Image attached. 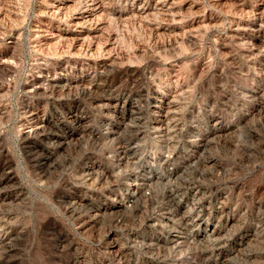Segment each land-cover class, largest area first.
<instances>
[{"label": "rangeland", "instance_id": "374dc122", "mask_svg": "<svg viewBox=\"0 0 264 264\" xmlns=\"http://www.w3.org/2000/svg\"><path fill=\"white\" fill-rule=\"evenodd\" d=\"M263 74L264 0H0V264H264Z\"/></svg>", "mask_w": 264, "mask_h": 264}, {"label": "bare ground", "instance_id": "6f19581e", "mask_svg": "<svg viewBox=\"0 0 264 264\" xmlns=\"http://www.w3.org/2000/svg\"><path fill=\"white\" fill-rule=\"evenodd\" d=\"M103 1V0H102ZM163 3V2H162ZM99 3H97V5H98ZM168 4V3H167ZM59 5V4H58ZM65 5V4H64ZM163 5V4H162ZM51 7V6H50ZM168 7V6H167ZM87 8V7H86ZM159 8V7H158ZM157 8V9H158ZM166 8V7H165ZM60 9H61V7H60ZM154 9H155V7H154ZM56 10V9H55ZM84 10V9H83ZM98 10H100V8L98 9ZM160 10V9H159ZM95 11V10H94ZM158 11V10H157ZM87 12V11H86ZM168 12V11H167ZM162 13H163V11H162ZM47 14V13H46ZM61 14V13H60ZM59 13H58V15H60ZM170 16V15H169ZM84 17H85V15H84ZM259 19V18H258ZM77 20V19H76ZM80 22V21H79ZM77 23V22H76ZM76 23H75V25H76ZM84 23V22H83ZM70 24V23H69ZM252 24V23H251ZM74 25V24H73ZM84 25V24H83ZM238 25V24H237ZM72 26V25H71ZM82 26V25H81ZM235 26V25H234ZM259 26V25H258ZM247 27V26H246ZM72 29V28H71ZM80 29V28H79ZM251 29V28H250ZM249 29V30H250ZM254 29V28H253ZM234 32V31H233ZM73 33V32H72ZM76 33V32H75ZM262 34V33H261ZM64 37V36H63ZM83 38V37H82ZM249 38V37H248ZM73 39V38H72ZM81 39V38H80ZM74 40V39H73ZM82 40V39H81ZM236 40V39H235ZM263 40V39H262ZM256 41V40H255ZM75 42V41H74ZM256 43V42H255ZM259 43V42H258ZM77 44V43H76ZM257 46V45H256ZM257 48V47H256ZM255 49V48H254ZM243 51V50H242ZM244 52V51H243ZM261 59V58H260ZM258 60V59H257ZM263 62V61H262ZM261 63V62H260ZM107 64V63H106ZM115 64V63H114ZM118 64V63H117ZM250 66V65H249ZM252 66V65H251ZM255 67V66H254ZM262 67V66H261ZM264 75V74H263ZM134 76V75H133ZM114 79V78H113ZM99 80V79H98ZM97 80V81H98ZM107 80H109V79H107ZM95 81L93 80V83H94ZM100 83V82H99ZM89 85V84H88ZM87 85V86H88ZM98 85V84H97ZM105 85V84H104ZM100 86V85H99ZM42 87V86H41ZM85 87V86H84ZM34 88V87H33ZM40 88V87H39ZM43 88V87H42ZM68 88V87H67ZM97 88V87H96ZM35 90V89H34ZM95 91V90H94ZM85 92V91H84ZM87 93V92H86ZM60 95H61V93H60ZM163 96V95H162ZM175 96V95H174ZM177 96V95H176ZM171 97V96H170ZM169 97V98H170ZM175 97H173V98H171V99H169V100H167V98H166V100L165 101H163V105L162 106H160V108H159V111H158V113H157V115H156V117L154 118V127H153V129H154V131H155V133L158 135L157 137L159 138V137H162V138H165L164 140H170L171 138H172V135L176 132V131H178L177 129H178V125H179V123L178 122H180V120H179V110H178V108H180V107H178L176 104H177V101L174 99ZM178 98V97H177ZM158 99V98H157ZM184 99V98H183ZM155 101V100H154ZM180 102V101H179ZM264 103V102H263ZM165 104V105H164ZM258 104V103H257ZM180 105V104H179ZM183 106V105H182ZM193 106V105H192ZM260 106V105H259ZM187 111V110H186ZM34 112V111H33ZM41 112V111H40ZM192 112V111H191ZM190 112V113H191ZM37 116V115H36ZM184 117V116H183ZM197 118V117H196ZM42 119V118H41ZM179 120V121H178ZM37 121V120H36ZM134 123V122H133ZM182 123V122H181ZM36 124H38V126L36 127V130H38V129H40L41 130V124H40V122L39 121H37L36 122ZM40 124V125H39ZM30 125V124H29ZM133 125V124H132ZM143 125V124H142ZM141 125V126H142ZM182 125V124H181ZM184 125V124H183ZM45 126V125H44ZM50 126H52V125H50ZM140 126V127H141ZM180 126V125H179ZM32 128V127H31ZM45 127H43V129H44ZM221 128V127H220ZM145 129V128H144ZM147 129V128H146ZM145 129V130H146ZM181 129V128H180ZM191 129V128H190ZM32 130V129H31ZM141 130V129H140ZM139 130V131H140ZM148 130V129H147ZM151 130V129H150ZM221 130V129H220ZM33 131V130H32ZM44 131V130H43ZM43 131H42V133H43ZM133 131V130H132ZM132 131H130V133L132 132ZM149 131V130H148ZM190 131V130H189ZM136 132V131H135ZM138 132V131H137ZM143 132V131H142ZM153 132V131H152ZM41 133V132H40ZM134 133V132H133ZM37 134V133H36ZM148 134V133H147ZM179 134V133H178ZM214 134V133H213ZM133 135V134H132ZM176 135H177V133H176ZM176 135H174V136H176ZM209 135V134H208ZM156 136V135H155ZM173 136V137H174ZM195 136V135H194ZM136 137V136H135ZM141 137H143V136H141ZM178 137V136H177ZM219 137V136H218ZM180 138V137H179ZM198 138V137H197ZM194 139V138H193ZM160 140V139H159ZM172 140V139H171ZM170 140V141H171ZM184 140V139H183ZM209 140V139H208ZM173 141H175V140H172V142ZM181 141V140H180ZM169 142V141H168ZM178 142V141H177ZM176 142V143H177ZM189 142V141H188ZM194 142V141H193ZM205 142V141H204ZM207 142V141H206ZM123 144V143H122ZM205 144V143H204ZM167 145V144H166ZM173 145V144H172ZM189 145V144H188ZM206 145V144H205ZM125 147V146H124ZM169 147V146H168ZM167 147V148H168ZM203 148V147H202ZM200 149V148H199ZM127 150H128V148H127ZM168 150V149H167ZM167 150L165 151V152H167ZM191 150V149H190ZM172 151H173V148H172ZM202 151V150H201ZM206 151V150H205ZM125 152V151H124ZM171 152V151H170ZM36 153V152H35ZM126 155V154H125ZM132 155V154H131ZM127 156V155H126ZM164 156H165V154H164ZM168 156H169V154H168ZM128 157H130V156H128ZM170 157V156H169ZM188 157V156H187ZM199 158V157H198ZM258 158V157H257ZM44 159V158H43ZM173 159V158H172ZM180 159H181V157H180ZM195 159V158H194ZM202 159V158H201ZM39 160V159H38ZM203 160V159H202ZM172 161V160H171ZM175 161V160H174ZM204 161V160H203ZM208 161V160H207ZM128 162H130V161H128ZM127 162V163H128ZM167 162V161H166ZM214 162V161H213ZM199 163H200V161H199ZM36 164V163H35ZM38 164H39V161H38ZM45 165L46 163L45 162H43V161H41L40 162V165ZM51 164V163H50ZM50 164H49V166H50ZM51 165H53V164H51ZM202 166V165H201ZM45 167V166H44ZM55 167V166H54ZM182 167V166H181ZM188 167V166H187ZM197 167V166H196ZM49 168V167H48ZM53 169V168H52ZM187 170V169H186ZM50 173H51V171H50ZM49 173V174H50ZM44 174H46V173H44ZM43 175V174H42ZM46 176V175H45ZM153 176V175H152ZM149 177V176H148ZM142 179V178H141ZM149 179H150V177H149ZM168 180V179H167ZM190 180V179H189ZM188 180V181H189ZM169 181H171V180H169ZM151 182V181H150ZM148 183V182H147ZM179 183V182H178ZM142 184V183H141ZM171 184V183H170ZM178 185V184H177ZM143 186V185H142ZM190 186V185H189ZM189 186H188V188H189ZM170 187H172V186H170ZM175 187V186H174ZM173 187V188H174ZM138 188V187H137ZM172 188V189H173ZM140 191V190H139ZM176 191V190H175ZM134 192V191H133ZM136 192V191H135ZM134 192V193H135ZM172 192V191H171ZM192 193V192H191ZM132 194V193H131ZM194 194V193H193ZM195 201V200H194ZM196 205V204H195ZM202 205V204H201ZM144 206V205H143ZM161 206V205H160ZM194 206V205H193ZM162 207V206H161ZM154 208V207H153ZM144 209V208H143ZM160 209V208H159ZM195 209V208H194ZM198 209V208H197ZM158 211V210H157ZM161 211H163V210H161ZM172 211V210H171ZM168 212V211H167ZM151 213V212H150ZM160 213V212H159ZM201 214V213H200ZM158 215H160V214H158ZM185 215V214H184ZM189 215H191V214H188V215H186V216H189ZM153 216H154V214H153ZM192 216V215H191ZM190 216V217H191ZM200 217V216H199ZM157 218V217H156ZM176 218V217H175ZM179 218V217H178ZM181 218V217H180ZM5 219V218H4ZM151 219H153V218H151ZM194 219V218H193ZM263 219V218H262ZM3 220V219H2ZM156 220V219H155ZM166 220V219H165ZM171 220V219H170ZM180 220V219H179ZM192 220V219H191ZM160 221V220H159ZM163 222V221H162ZM189 222H191V221H189ZM197 222V221H196ZM172 223H174V222H172ZM179 223V222H178ZM194 223V222H193ZM183 224V223H182ZM187 224V223H186ZM168 225V224H167ZM179 225V224H178ZM170 226V225H169ZM176 227V226H175ZM179 227V226H178ZM173 228V227H172ZM196 228V227H195ZM194 229V228H193ZM4 231V230H3ZM174 232H176V233H174L173 234V240H174V238H180L181 236L179 235V234H177V233H180V231H178V230H175ZM9 233V232H8ZM186 235V234H185ZM184 235V236H185ZM6 237V236H5ZM191 237V236H190ZM206 239V238H205ZM209 239V238H208ZM218 239V238H217ZM171 240V239H170ZM190 240V239H189ZM212 239H209V241H211ZM8 241H9V239H8ZM183 241V240H182ZM213 241V240H212ZM216 242V241H215ZM173 243V242H172ZM176 244L177 243H179V240L178 241H176L175 242ZM212 243V242H211ZM6 244V243H5ZM214 245V244H213ZM212 245V246H213ZM1 246V245H0ZM215 246V245H214ZM12 247V246H11ZM216 247V246H215ZM2 248V247H1ZM0 248V249H1ZM176 248V247H175ZM5 249V248H4ZM7 249H9L8 248V246H7ZM206 251V250H205ZM210 251H212V250H210ZM2 253V252H1ZM0 253V254H1ZM4 253V252H3ZM179 253V252H178ZM210 253V252H209ZM172 254V253H171ZM168 255V254H167ZM169 256V255H168ZM176 256V255H175ZM212 256V255H211ZM209 257V256H208ZM5 258V257H4ZM176 258V257H175ZM184 258V257H183ZM192 258V257H191ZM210 258V257H209ZM211 258H213V257H211ZM169 259V258H168ZM167 259V260H168ZM4 260V259H3ZM2 260V261H3ZM165 261H166V257H165ZM164 261V262H165ZM216 261V260H215ZM217 262V261H216ZM6 263V262H5ZM188 263V262H187ZM199 263V262H198ZM184 264H186V263H184ZM191 264V263H190Z\"/></svg>", "mask_w": 264, "mask_h": 264}]
</instances>
